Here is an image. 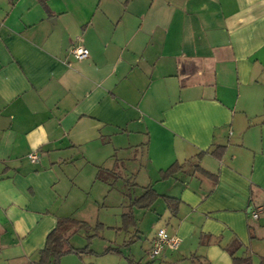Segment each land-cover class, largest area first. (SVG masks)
Returning <instances> with one entry per match:
<instances>
[{"label": "crops", "instance_id": "1", "mask_svg": "<svg viewBox=\"0 0 264 264\" xmlns=\"http://www.w3.org/2000/svg\"><path fill=\"white\" fill-rule=\"evenodd\" d=\"M116 178L179 199L143 209L179 239L159 264H231L233 237L264 264V0H0V264L93 228Z\"/></svg>", "mask_w": 264, "mask_h": 264}, {"label": "rangeland", "instance_id": "2", "mask_svg": "<svg viewBox=\"0 0 264 264\" xmlns=\"http://www.w3.org/2000/svg\"><path fill=\"white\" fill-rule=\"evenodd\" d=\"M102 174L105 175L103 171L101 176ZM118 174L123 177L122 173ZM111 182L113 185L112 189L110 188L107 192L109 193L108 197L105 201L104 197L99 201L101 206L99 219L97 222L96 219L91 222L94 227L79 230L71 234L68 239L69 246L77 249L87 247L90 251L64 254L60 258V264H128L127 258H132L141 263L149 262L146 251L149 247L148 237L157 228L159 229L160 226L165 224L162 223L163 221L158 223L151 217L154 212H147L144 218L143 212L145 210L133 207L137 211L135 214L137 224L123 225V210L127 211V206H130L133 200L139 196V193L137 189L133 190L132 187H127L129 185L125 180L116 178ZM127 189L130 190L129 193ZM126 190L128 195L126 197L131 198L130 201L124 196ZM158 204L165 207L163 200L158 201L154 207H157ZM138 210L142 211L140 217L138 216ZM98 223H102L103 226L96 228ZM108 249H111V251L107 252ZM160 258L161 256H157L153 261L154 263H149L159 264ZM199 262L205 264L200 259Z\"/></svg>", "mask_w": 264, "mask_h": 264}, {"label": "trees", "instance_id": "3", "mask_svg": "<svg viewBox=\"0 0 264 264\" xmlns=\"http://www.w3.org/2000/svg\"><path fill=\"white\" fill-rule=\"evenodd\" d=\"M223 148L217 147L216 150L212 152V154L219 158L222 155ZM183 168L182 164L177 162L170 165L166 170L160 172V179L165 180L172 177L176 174L180 169ZM194 172L201 174L202 176L213 178V180L217 179L216 175H213L199 166H195ZM161 198L169 211L173 214L177 213L178 206H179V199L160 195L157 193L151 185H148L145 188V192L138 198L134 199L133 202L128 207V212L123 214L122 216V223L123 225H135V219L132 213L133 207H137L139 209H148L157 199ZM103 224L98 223L97 227H102ZM90 228L89 225L83 221H78L72 218H63L57 221L56 226L54 229L47 235L46 242L42 250L39 251V258L35 262H27L26 264H60V258L62 255L75 252V253H82L84 251H90L87 247L84 248H74L68 245V239L71 234L81 230V229H88ZM252 237V235H250ZM222 239V236L212 237L209 235H204L200 238V243L202 245L209 244V241L219 244ZM242 247L241 242L237 239V237H233L223 248L228 252L231 257V264H250V256L238 257L236 255L237 251ZM111 251L108 249L107 252ZM128 264H151L141 263L140 261H135L132 258H127ZM192 262L194 264H203L199 262L198 257H193Z\"/></svg>", "mask_w": 264, "mask_h": 264}, {"label": "built area", "instance_id": "4", "mask_svg": "<svg viewBox=\"0 0 264 264\" xmlns=\"http://www.w3.org/2000/svg\"><path fill=\"white\" fill-rule=\"evenodd\" d=\"M69 53L78 60L84 59L89 55L88 49L82 45H73L69 49ZM28 159L31 162L37 161V152L30 153ZM257 214V211H254L252 216L256 218ZM178 244L179 239L176 236L171 235L165 228L158 229L151 241L149 259L154 260L157 256H161L166 248L176 249Z\"/></svg>", "mask_w": 264, "mask_h": 264}]
</instances>
